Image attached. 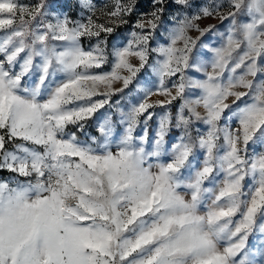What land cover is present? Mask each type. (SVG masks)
Instances as JSON below:
<instances>
[{
  "label": "snow or ice",
  "instance_id": "snow-or-ice-1",
  "mask_svg": "<svg viewBox=\"0 0 264 264\" xmlns=\"http://www.w3.org/2000/svg\"><path fill=\"white\" fill-rule=\"evenodd\" d=\"M77 3L0 0V264H264V0Z\"/></svg>",
  "mask_w": 264,
  "mask_h": 264
},
{
  "label": "rangeland",
  "instance_id": "rangeland-1",
  "mask_svg": "<svg viewBox=\"0 0 264 264\" xmlns=\"http://www.w3.org/2000/svg\"><path fill=\"white\" fill-rule=\"evenodd\" d=\"M21 3H28L30 2V0H20ZM199 2L201 3H209L210 0H199ZM64 3L66 4V8H65V11L68 12V14L70 16H72L74 19L75 18H78V14L80 13L81 9L79 8L78 6V3H77V0H64ZM92 3L94 5H96L97 7V16H100V12H99V9L101 8H105V6H107L108 8H111L113 3H114V0H92ZM139 5H140V9L143 10V11H148L150 9V0H139ZM222 11H224L222 9ZM85 15H87L88 13L85 12L84 13ZM133 20L136 19L135 16L132 17ZM165 19H167V14L165 16ZM100 20L101 22H103V17H100ZM197 23L200 25L201 28H206L209 24H213V25H216L217 26V30L218 32H225L226 29H227V24H228V21H225L223 24L220 23V21L218 19H214V18H204L200 21H197ZM127 32H128V27L127 26H123V27H120L118 28L113 34L112 36L109 37V40H108V45H109V48H111V45L114 41L116 40H124L127 36ZM189 35H191L193 38H195L196 36L199 35L198 32L194 31V30H191L189 32ZM203 42L208 44V43H211L213 45H217L220 43V37L219 35H216V36H213L211 33L209 34H206V36L203 38ZM83 44L85 47H89L90 44H89V41L87 39H85L83 41ZM208 56H210L211 54L208 53L207 54ZM133 63H137L138 64V61H136L134 58H133ZM146 79V77L143 75V74H139V81L141 82L140 83V87H143V81ZM114 87H120L121 86V83L117 82L116 84L113 85ZM130 91L129 90H125L126 94L124 96V99L121 101V104L126 106L125 107V110H127V106H129V101L130 100H135L137 95H138V87H137V84H133V85H130ZM238 91H245L244 89H237ZM121 99V97L119 95L113 97V100H119ZM164 97H161L159 95H154V96H151L149 97V102H155L156 100H163ZM233 97H229L227 100H226V103H229V104H232V101H233ZM179 104L178 102H173V104L170 107L171 109V112L173 114H175L177 108H178ZM155 111L157 113H162V109L157 107L155 109ZM200 111H203L202 109H200ZM107 113V114H110V115H113V116H118L119 113L116 112L115 109H108L107 106L105 109H102L100 110V113ZM100 113H97V116H100ZM158 116H155L153 117L152 120H150L148 122V130H149V139L151 140L152 138V135L154 134V128L156 126V123L158 121ZM102 119V117H101ZM233 127H237L236 123L233 122ZM196 127H199L201 129L204 128V126L202 124H199L197 123L196 125L193 126V128L191 129V132H192V135L193 137H195L196 135ZM97 120L96 118L94 117L91 121H89L86 129H85V132L87 133H91V134H94V135H99V133L97 132ZM69 131H75L74 128H72L71 126L69 127L68 129ZM79 135V138L81 140H84L86 137H85V134L84 133H78ZM180 135V132L179 130H176V129H173L172 132L170 133V137L166 138V139H174L175 137H178ZM259 150V149H257ZM162 159H168V157H162ZM3 175H7V173H4ZM247 183H251L250 180H246V184ZM258 242V239L256 237H250V243H257Z\"/></svg>",
  "mask_w": 264,
  "mask_h": 264
}]
</instances>
